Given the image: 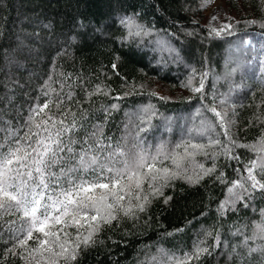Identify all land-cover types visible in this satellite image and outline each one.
I'll return each instance as SVG.
<instances>
[{
  "label": "trees",
  "instance_id": "obj_1",
  "mask_svg": "<svg viewBox=\"0 0 264 264\" xmlns=\"http://www.w3.org/2000/svg\"><path fill=\"white\" fill-rule=\"evenodd\" d=\"M205 1L0 0V147L24 135L25 118L33 105L61 98L60 108L50 102V113L59 116L66 108L75 110L82 125L72 145L76 152L87 147L83 138L97 131L94 125L98 123L102 131L97 135L113 148L117 142L124 147L134 144L137 133L145 147L152 145L153 150L160 141L166 142L169 149L182 140L196 139L206 144L207 137L188 132L189 128L199 127L201 113L211 116L202 108L197 112L199 95L189 87L175 97L151 88L159 81L175 89L186 84L193 69L201 73L207 67L204 93L208 104H212L208 93L219 100L220 94L231 90L226 94L229 104L235 106L230 135L238 141L234 154L238 153L240 160H226L218 154L215 173L191 184L177 178L151 199L145 211L136 216L118 214L101 226L95 243L82 246L74 264H169V256L183 258L195 246L207 251L187 264H264V252L249 254L243 243L245 236H252L254 223L264 220V192L257 189L246 202L238 201L235 208L223 214L217 212L229 183L244 175L243 162L255 158V153L244 145L264 135V73L260 67L264 62V23H246L264 21V0H242L247 7L239 9L238 17L230 20L236 31L220 36L208 35ZM229 3L236 9L239 0ZM130 13H137L136 19L155 31L127 41L119 39L126 35L119 19ZM162 38L171 43L179 59L176 53L157 48ZM168 53L173 57L170 61ZM226 64L230 75L225 80L217 79ZM198 79L194 76L195 82ZM133 82L143 85V89L134 91ZM96 85H100V92L94 91ZM87 92L92 95L86 96ZM125 92L129 94L123 95ZM189 96L192 98L186 99ZM113 103L117 108L109 107ZM149 104L155 114L150 126L140 131V110ZM221 106L216 104L217 108ZM219 131L209 135L223 141V135H217ZM88 144L94 141L89 138ZM110 150L105 147L95 151L102 156ZM206 151L207 155L197 152L184 166L189 170L200 164L210 166L217 148L211 146ZM75 164V158H68L51 171L59 174L60 168L67 171ZM221 170L222 180L217 179ZM79 174V169L73 173ZM164 197L170 199L165 202ZM10 220L19 226L18 214L0 216V264H24L19 255H5L14 243ZM28 244L33 246V240L29 239ZM247 244L255 248L264 245V240L249 239Z\"/></svg>",
  "mask_w": 264,
  "mask_h": 264
},
{
  "label": "snow or ice",
  "instance_id": "obj_2",
  "mask_svg": "<svg viewBox=\"0 0 264 264\" xmlns=\"http://www.w3.org/2000/svg\"><path fill=\"white\" fill-rule=\"evenodd\" d=\"M137 15L130 13L119 19L126 31V35L119 38L122 41L147 36L155 31L139 22ZM258 22L264 23L257 20L246 21L249 24ZM186 31L191 34V31ZM235 31L233 23H225L219 28L209 27L208 35L220 36ZM157 43L170 53H176L167 42ZM176 55L179 59V54ZM112 67L115 68L116 64L113 63ZM260 67L264 73V62ZM194 76L199 77L198 83L194 81ZM207 76V67L201 73H195L193 69L185 84L200 97L201 105L197 112H201L202 108L211 114L206 117L201 113L199 127L188 129L190 135L194 132L199 138L207 137L206 144L198 143L196 139L182 140L169 149L166 142L160 141L153 150L152 145L145 147L137 133L134 144L124 147L117 142L113 148L111 144L105 145L104 138L97 135L98 131H102L98 123L94 125L97 131L87 133L83 138L87 147L76 152L72 145L77 142L75 132L82 125L78 123L75 110L66 108L59 116L52 115L50 102L60 108L62 98L54 101L46 99L43 104L33 105L25 118L24 135L15 139L12 144L0 147V216L11 212L13 215L18 214L20 220L19 226H16L14 220L8 221L13 227L14 243L6 250L5 255H19L24 264H74L82 246L86 248L95 243L101 226L110 223L118 214L136 216L145 211L151 199L161 195L163 189L177 178L191 184L198 182L204 175L215 173L218 154H222L226 160L239 161V154H234L238 141L230 135L233 120L229 117L228 110L231 108L234 115L235 106L229 105L226 94H220L217 100L214 93H208L207 95L212 96V104L206 102L204 84ZM47 83L46 81L45 86ZM143 87L135 82L132 84L134 91ZM94 91L100 92V85H96ZM149 94L158 95L154 92ZM71 95L69 92V98ZM90 95L91 92L86 93V96ZM120 95L118 93L117 98ZM217 103L225 107L217 108ZM109 107L115 109L117 104L113 103ZM104 110L107 113V108ZM140 111L143 114V128L140 131H143L150 126V119L155 111L151 104L142 106ZM217 129L220 130L217 135L222 134L223 141L209 135ZM89 138L94 144H88ZM211 146H216L217 151L212 152L213 162L210 166L200 164L194 170L184 166L197 152L207 155L206 150ZM105 147L111 150L104 152L102 156L99 151H95ZM244 147L250 148L255 153V158L243 162L244 175L229 183L225 198L217 205V212L220 214L228 208H235L238 201L243 203L246 199H251L257 189L264 192V135L255 143L245 144ZM68 158H75V166H69L67 171L60 168L59 174L51 171L54 165ZM77 169L81 170V174L74 176ZM85 174L89 175L88 179L84 178ZM223 178L221 170L217 179ZM164 199L167 202L170 197ZM72 226L76 229L74 233L68 231ZM258 237L264 240V220L254 223L251 237H244L243 243L249 254L257 250L264 252V245L253 248L247 244L249 239L255 240ZM29 239L33 240V246L28 244ZM216 239H219V235ZM17 249L20 250L18 253ZM206 251V248L195 246L191 254L185 252L183 258L169 256L168 261L169 264H187Z\"/></svg>",
  "mask_w": 264,
  "mask_h": 264
},
{
  "label": "rangeland",
  "instance_id": "obj_3",
  "mask_svg": "<svg viewBox=\"0 0 264 264\" xmlns=\"http://www.w3.org/2000/svg\"><path fill=\"white\" fill-rule=\"evenodd\" d=\"M236 6H237L236 9L238 10L231 7V3H229V0H206L205 1V7H206L205 24L206 26L219 28L225 23H231L230 21L231 19L238 17L239 9L242 10L243 8L247 7V5L243 3L242 0H239L238 5ZM158 41L167 42V44L172 48V45L168 40L162 38V39H159ZM156 45L154 46H156L158 49L162 48L159 44H156ZM156 47L155 49H157ZM162 49L168 52L167 48H162ZM163 50H160V51H163ZM167 59H169L168 61H170L173 59V57L170 56V54L168 53ZM223 68L224 69L222 71V74L219 75V78H217L219 80H225L230 75L229 64L224 65ZM156 82H157V85L152 87L151 89L156 88V90H158L162 94L167 95L169 97H175L177 94L186 93L188 90V87H186L185 85H178L175 87V89H173L174 86L171 87L170 85H167V84H161L159 83V81H156ZM216 91H218V89H216ZM230 91L231 90H225L224 93L227 94V93H230ZM222 107H225V106L222 105L221 108ZM228 110H229V117L233 120L235 111L233 115L232 109L229 108ZM128 123H130V119L128 120ZM169 166H171L170 163H169ZM75 230H76L75 226H72L68 229L69 232H73V233Z\"/></svg>",
  "mask_w": 264,
  "mask_h": 264
}]
</instances>
